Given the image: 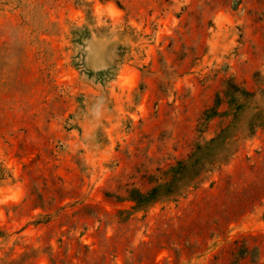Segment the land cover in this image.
Returning a JSON list of instances; mask_svg holds the SVG:
<instances>
[{
    "label": "rangeland",
    "instance_id": "rangeland-1",
    "mask_svg": "<svg viewBox=\"0 0 264 264\" xmlns=\"http://www.w3.org/2000/svg\"><path fill=\"white\" fill-rule=\"evenodd\" d=\"M0 264H264V0H0Z\"/></svg>",
    "mask_w": 264,
    "mask_h": 264
}]
</instances>
